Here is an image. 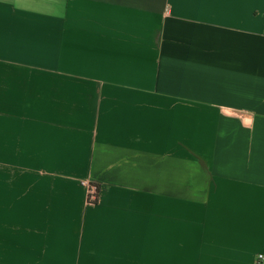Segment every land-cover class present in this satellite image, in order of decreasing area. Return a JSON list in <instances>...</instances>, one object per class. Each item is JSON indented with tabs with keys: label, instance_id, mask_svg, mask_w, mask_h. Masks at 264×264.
<instances>
[{
	"label": "crops",
	"instance_id": "0c3cea01",
	"mask_svg": "<svg viewBox=\"0 0 264 264\" xmlns=\"http://www.w3.org/2000/svg\"><path fill=\"white\" fill-rule=\"evenodd\" d=\"M0 264H264V0H0Z\"/></svg>",
	"mask_w": 264,
	"mask_h": 264
},
{
	"label": "built area",
	"instance_id": "2783aa9c",
	"mask_svg": "<svg viewBox=\"0 0 264 264\" xmlns=\"http://www.w3.org/2000/svg\"><path fill=\"white\" fill-rule=\"evenodd\" d=\"M84 184L88 188V201L90 202L94 201V197L97 193L96 185L89 182H85ZM258 258H262V255H258Z\"/></svg>",
	"mask_w": 264,
	"mask_h": 264
}]
</instances>
